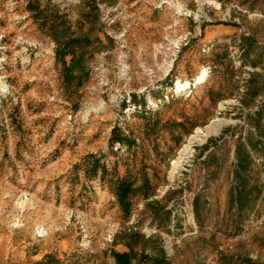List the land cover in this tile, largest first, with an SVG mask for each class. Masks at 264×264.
<instances>
[{
	"label": "rangeland",
	"instance_id": "rangeland-1",
	"mask_svg": "<svg viewBox=\"0 0 264 264\" xmlns=\"http://www.w3.org/2000/svg\"><path fill=\"white\" fill-rule=\"evenodd\" d=\"M257 112L264 0H0V264H264Z\"/></svg>",
	"mask_w": 264,
	"mask_h": 264
},
{
	"label": "trees",
	"instance_id": "trees-1",
	"mask_svg": "<svg viewBox=\"0 0 264 264\" xmlns=\"http://www.w3.org/2000/svg\"><path fill=\"white\" fill-rule=\"evenodd\" d=\"M72 41L73 40L71 38V39H67L66 41H63L58 44V49L56 50V58L57 60L61 61L62 64H64V56L67 54L71 55V58H70L71 64L74 60V53L72 51L63 50V48H65L66 46H69ZM254 119H255L254 128L256 130L257 137L264 138V119H261V113L257 112ZM261 120H263V122H261ZM251 148L252 149L255 148L253 147L252 143H251ZM96 165L97 164H95V161H94L92 163V167L94 168V170H95ZM132 185H133V182L124 177L121 179H117L114 187L112 188L118 206L126 214L130 213V208H129L130 201L128 199V195L132 191ZM241 199H242L241 191L239 190L238 196L236 198L237 200L236 202L240 203ZM128 238L129 240L128 242H126L127 250L121 251V252L115 251V250L111 251L115 264H140L141 263L140 262L141 259L136 260L138 253L134 250V247L132 244V242L136 244L137 241L141 239V236H139L138 234H129ZM144 258L151 259L149 256L147 257L145 255H144Z\"/></svg>",
	"mask_w": 264,
	"mask_h": 264
},
{
	"label": "bare ground",
	"instance_id": "bare-ground-1",
	"mask_svg": "<svg viewBox=\"0 0 264 264\" xmlns=\"http://www.w3.org/2000/svg\"><path fill=\"white\" fill-rule=\"evenodd\" d=\"M206 76H207V72H206L205 70L201 71V73L198 74V76L196 77V82H198V83L203 82V81L205 80ZM187 85H188L187 83H185V84H181L180 82H177V83H176V88H177V89H184ZM210 129H211V128H208V127H207V128H206V132H209ZM196 136H197V135H196Z\"/></svg>",
	"mask_w": 264,
	"mask_h": 264
}]
</instances>
